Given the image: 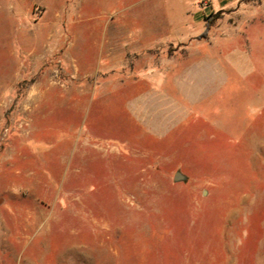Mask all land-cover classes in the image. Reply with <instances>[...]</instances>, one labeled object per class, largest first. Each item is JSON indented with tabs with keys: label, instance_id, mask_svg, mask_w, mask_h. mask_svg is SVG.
<instances>
[{
	"label": "rangeland",
	"instance_id": "obj_1",
	"mask_svg": "<svg viewBox=\"0 0 264 264\" xmlns=\"http://www.w3.org/2000/svg\"><path fill=\"white\" fill-rule=\"evenodd\" d=\"M258 21L264 0H0V264H264Z\"/></svg>",
	"mask_w": 264,
	"mask_h": 264
},
{
	"label": "crops",
	"instance_id": "obj_2",
	"mask_svg": "<svg viewBox=\"0 0 264 264\" xmlns=\"http://www.w3.org/2000/svg\"><path fill=\"white\" fill-rule=\"evenodd\" d=\"M215 1V5L218 8H222L224 6H229L235 3L236 0H214ZM198 17H192V20L195 21ZM259 28L264 29V21H258L257 25L255 24H251L248 28H247V36H248V43H249V49H256L257 47V43L263 45L264 43V33L262 34V32H257V30ZM264 32V30H263ZM262 34V35H261ZM258 39L260 41H258ZM249 51V50H248ZM202 65V66H207L209 69L215 68V67H221V62H213V63H198V65ZM236 62H232L231 65L233 67L236 66ZM188 67H186L187 69ZM249 93V92H248ZM253 97L252 99H250V97H248L246 99V107L247 109L251 112V116L252 117H262L264 118V95L260 92V90H255V92L253 91ZM253 102V104H252ZM250 103H251V107L250 108Z\"/></svg>",
	"mask_w": 264,
	"mask_h": 264
},
{
	"label": "water",
	"instance_id": "obj_3",
	"mask_svg": "<svg viewBox=\"0 0 264 264\" xmlns=\"http://www.w3.org/2000/svg\"><path fill=\"white\" fill-rule=\"evenodd\" d=\"M181 178H182V177H181L179 174H176L175 177H174L175 180H179V179H181Z\"/></svg>",
	"mask_w": 264,
	"mask_h": 264
},
{
	"label": "trees",
	"instance_id": "obj_4",
	"mask_svg": "<svg viewBox=\"0 0 264 264\" xmlns=\"http://www.w3.org/2000/svg\"><path fill=\"white\" fill-rule=\"evenodd\" d=\"M203 34H205V32Z\"/></svg>",
	"mask_w": 264,
	"mask_h": 264
}]
</instances>
